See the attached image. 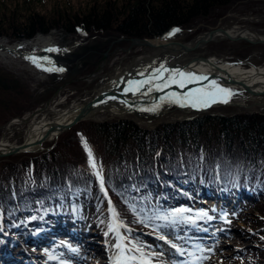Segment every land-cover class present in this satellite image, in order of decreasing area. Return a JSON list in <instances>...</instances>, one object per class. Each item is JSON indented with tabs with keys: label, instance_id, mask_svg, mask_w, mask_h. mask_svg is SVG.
Returning <instances> with one entry per match:
<instances>
[{
	"label": "trees",
	"instance_id": "obj_1",
	"mask_svg": "<svg viewBox=\"0 0 264 264\" xmlns=\"http://www.w3.org/2000/svg\"><path fill=\"white\" fill-rule=\"evenodd\" d=\"M233 1L91 0L78 10L68 6L51 14L26 4L29 7H18L11 15L6 10L0 13V35L27 38L61 27L77 37H87L95 30L137 38L163 37L173 27L193 24L208 17L213 8ZM35 3L37 0L32 2L36 7ZM0 82L4 84L0 86L1 119L18 107L16 98L27 92L23 91L27 86L8 71L0 70ZM7 89L10 92L3 94ZM195 114L151 127L129 119L84 120L47 151L20 160L0 159V208L5 226L22 227V222L36 221L46 213L69 216L73 208L77 217L102 231L109 213L100 184L88 171L85 143L77 136L80 133L88 138L87 148L92 145L93 159L103 171L114 209L132 239H139L135 230L141 227L144 211L161 209L163 197L177 199L186 190L200 188L199 184L216 189L235 185L253 191L250 202L259 209L264 204L257 203L264 199V112L210 110ZM70 135L75 136L74 141ZM145 197L152 200L148 210L141 206ZM256 221L261 228L255 234L246 231L256 241L247 255L264 260V205Z\"/></svg>",
	"mask_w": 264,
	"mask_h": 264
},
{
	"label": "rangeland",
	"instance_id": "obj_2",
	"mask_svg": "<svg viewBox=\"0 0 264 264\" xmlns=\"http://www.w3.org/2000/svg\"><path fill=\"white\" fill-rule=\"evenodd\" d=\"M33 1L34 0H5L4 4L2 5L3 0H0V13L6 10L7 14L11 15L12 12H15L14 10L16 8H22L23 5L26 6V4H30L29 6H32V9L39 13L51 14L53 13L52 10H58V8H67L68 6H71L73 10H78L84 5V3L90 2L91 0H45V2L37 0V3H35L36 7L34 4L32 5ZM64 2L66 5L62 4ZM59 3H61V5H59ZM29 6H26V8ZM174 29L170 31L169 38L175 40L176 42L182 43L195 42L196 39H198L200 36H203L210 30L218 31L217 29H222L224 31L237 30L239 32H247L249 35H234L233 39L215 38L196 48L177 51L176 49L173 50V47L161 48L157 46L153 47L150 45H141L136 43L133 44L131 36H127L116 31L101 32L95 30L90 31V33L88 32L87 37H77L76 34L67 32L61 27H53L48 33H51L57 42L58 40L60 41V43L58 42V47L60 50L67 49L65 53L66 57L64 56V62L66 61L68 73L63 75L62 71L59 73L60 75H58V77L63 78L61 81L59 79L55 80L53 76L54 74H52V72L45 74V72H42L41 70L38 71L31 67L28 64L30 62L26 61L25 59L26 54H28L26 52L22 53L21 55L14 56L9 60L0 55V70L2 72L8 71L13 75V78H15L19 84L27 86V90L23 89V91L27 92H22V94L16 98L18 107H12L10 110L11 112L5 114V116L0 119V137L3 138L5 135L6 143L8 142L9 145H15L11 143L17 142L16 144H18L23 142L27 138V128H29V125L32 123V119L35 118L34 116L43 112L44 114H50L49 117H52V109L50 107H54L53 109H65L67 107L73 106L74 104L87 101V99H89L99 89V87L109 82L110 77L115 72L119 70L122 71L134 64H136V66L134 65L136 68L142 71H154L155 69L161 67V65L170 62L171 58H176L177 55L174 53H178V57H180L182 61L199 56H214L224 61L243 63V66L246 67L249 64L264 66V0H234L228 6L226 5L213 8L211 13L206 18H199L193 24L178 27V29H180L178 32H174ZM7 35L9 34L0 35V43L8 44L16 42L17 40L25 39H15L12 35ZM140 39H148L149 41L154 40L153 37H144ZM258 40L263 41L258 42ZM69 58L70 61H68ZM3 85L4 84L0 82V86ZM209 86L210 84L203 85L201 89L207 88ZM9 92L10 89H7L3 90L2 93L8 94ZM225 95L226 93H217V96L220 98L225 97ZM263 99L264 97L262 96L254 97L248 100L246 103L253 104L259 100L262 101ZM167 103H170L168 98ZM21 107L23 108L20 109ZM239 111L264 112V105L253 104L250 109H244L235 105L212 108V113H229ZM112 112H115V114L112 115ZM191 115L196 114L193 112L184 114L180 110H173V112H168L166 115L161 116L157 122L184 118ZM115 118L129 119L134 121L139 126L145 127H151L155 122H149L146 120L144 121V119L136 118L131 114L125 115L124 113L122 116L117 111L107 110H102L100 113L91 115L86 120L110 122ZM51 119H53V117L50 118V120ZM10 121H14L13 124H10ZM75 125L76 124L71 126L70 129ZM67 131H69V129L61 133L58 139ZM77 136H79V140L81 139V141L84 143H86L88 140L84 133H80ZM69 139L74 141L75 136L70 135ZM53 142L56 143L57 139L53 140L52 142H44L42 144V149L39 151L45 149L49 150L52 147ZM32 154L35 153H15L4 156L3 158L12 157L14 160H20L26 157L28 158L29 155ZM236 192L237 191L234 193L236 194ZM251 195L252 193L250 196ZM145 198H147V200H145ZM145 198L144 203H142L141 206L145 205L144 207H148L152 200L150 197ZM246 198H249V194H246ZM190 202L197 205V200H191ZM257 203H264V199H259ZM243 205L244 206H241L240 208H242L241 212H246L247 210V221L243 220L244 214L238 211L233 215H230V217L234 218V220L229 224H222L220 222L218 223V226H216V228L222 230L221 232L223 233H221V236L219 237V241L216 244L214 253L211 254V259H219L225 263H230V261L234 260L236 261V264H250L241 256V253L247 246L256 243L250 240V237L247 235L246 231L251 229L255 234V231L261 228L258 227L259 224L256 220L258 217H260V207L264 204H262L259 209L252 208L253 205L249 206L247 201L244 202ZM51 217V219L57 218L50 220L52 223H55V220L59 221L60 219H63L58 216L57 213H52ZM186 219V215L179 211L169 212L164 217L155 219L156 221L149 225L151 232L140 237L141 240L146 243L144 248L145 252H158L157 249L159 246H161V243H159L161 236L169 241L179 238V236L176 237L175 232L179 233V231L184 228L183 225L186 223ZM62 221L65 222L63 223L64 225L69 226V223L66 219H63ZM76 223L77 229L88 230L87 233L91 234L93 239H100V236H97L94 232V230L98 228L95 227V229H93L91 224L83 223L81 221H77ZM63 224L59 223L53 228H57ZM120 227V232L123 234L124 239L126 240L127 236H125L123 232L124 230L126 231V227ZM214 233H216V230ZM28 237H30L32 240L35 239L26 232H23V234L20 236L18 235L15 237L17 239L8 238L7 242H2L3 251L6 250L5 246H9L10 250L4 251V253L7 252V254H15L12 253L14 252L11 249L12 244L16 246H22L23 244V247H25L24 252L29 253L28 258L31 257L33 259L32 261L35 262V255L36 253H39V251L42 250V253L45 255L56 254L54 249L58 247V245H63V243H59L58 241L60 238V236L58 237V234L53 237H57L56 243H49L47 246H44V248L39 247V249L37 247L34 248L33 245L26 242L25 238ZM105 237L113 238V234L109 232ZM7 243H9V245H7ZM127 243L129 242L127 241ZM110 244L113 248H115L114 240L113 242L110 241ZM60 251L64 252L63 250ZM108 251H101V253L102 255L106 256L109 253ZM87 259L89 261L91 260L90 262L92 264H102V260H106L104 257L103 259L97 260L93 258V256L89 255ZM260 264H263L262 261H260Z\"/></svg>",
	"mask_w": 264,
	"mask_h": 264
},
{
	"label": "bare ground",
	"instance_id": "obj_3",
	"mask_svg": "<svg viewBox=\"0 0 264 264\" xmlns=\"http://www.w3.org/2000/svg\"><path fill=\"white\" fill-rule=\"evenodd\" d=\"M224 32L221 31H215L212 35V39L215 38H226L228 39L226 36H231L233 38L234 35H247V32H239L237 30H227ZM249 35V34H248ZM209 37L208 34H204L203 36H200L198 39L201 40H205ZM29 40V41H28ZM197 40V39H196ZM209 41V39H208ZM58 42L60 43V41L58 40ZM56 41V39L53 38L51 33L48 34H36L34 37L27 39V40H20V41H16V42H12V43H0V55L4 56L7 60L12 59L14 56L17 55H21L24 52H30V51H26V50H39L42 52V54L44 53L47 58L49 60L51 59H55L54 62L59 61L63 64H66V61L64 62V52H62V49H59V44ZM152 42L159 44L160 42L158 40H153ZM163 44H165V46L167 47H173V50H177L179 51V48H175L177 47L175 44V40L170 39L169 37H164L162 40ZM207 42V41H206ZM204 42V43H206ZM195 42H190L189 46H191L192 44H194ZM203 42L200 43L201 45L204 44ZM180 47V46H179ZM188 47V46H187ZM58 49V51H45L46 49ZM162 48V47H161ZM35 52V51H33ZM32 53V52H31ZM177 55L176 58H171L170 61H172V63H175L176 65H178L179 67L182 68H186V65H184L186 62H190L191 60H181L180 57H178V53H174ZM200 59V58H199ZM61 60V61H60ZM201 60V59H200ZM42 62V61H41ZM47 62V61H44ZM172 63H169L171 67H173V65H171ZM30 64L37 70H40V68L36 67L35 64H33L32 62H30ZM136 66V64H134ZM134 65H131L130 67L124 69V70H119L117 72H115L109 82L105 83L107 84V87H112L114 85H117L118 79H122L121 83L124 85H128V81L130 80H136L135 78V74L141 75L142 72H140V70H138ZM31 66V67H32ZM139 67V66H138ZM165 69H168V66H164ZM169 70V69H168ZM183 72L185 73H195L196 76H206L207 79L206 80H198L196 81V85H194L190 91L194 90V89H201L203 85L206 84H211V81H216V83L221 87H224L226 89H230V90H242V86H238L235 84H242V85H247L249 86L250 89H252L255 93H253L252 96H249L246 92L241 93L239 98H254V97H259L262 96L264 97V66L263 65H255V64H249L247 67L243 66V63L240 62H229V61H224L222 59H219L217 57L214 56H209L207 60H202L199 63H192L190 68L185 69ZM145 73V72H144ZM153 73H148L145 77H143L141 80H146L150 75H152ZM169 72H163V76L168 75ZM225 78H229L232 79L233 82H229L230 84L227 85V83L224 82ZM177 79H183V78H177ZM155 81H159V80H155ZM232 84V85H231ZM173 89L172 91L169 92V95H174L178 92L177 87L178 85L176 83H172ZM237 86V87H236ZM121 88V87H120ZM119 90V88H118ZM258 94V95H257ZM141 98V97H139ZM116 101H118L116 99ZM151 101V99L146 100L145 102ZM103 103H97V105H100ZM123 107H121V109L125 110L126 112L129 113H134L136 116L150 121V120H154L155 117L158 116H164L166 115V113L168 112H173V110H180V111H185L182 108H170V106L167 104V102L163 103L161 106V111L155 112V111H147L145 114H143V116H140L138 114H136L135 111H127L125 109L126 105L121 102L118 101L117 104L115 103V101L111 100L107 103V105H101L97 108L96 113H100L102 112V110L108 109L110 111H115L114 108H112L114 105H119ZM255 104L258 105H263L264 104V100L263 101H258ZM81 105V103L79 104H74L72 107H67L65 109H53L54 107H50L51 110V114L53 119L50 120L49 117L50 114H38L32 121V123L29 125V128H27V138L24 141H33L34 139L38 138L42 133L43 130L45 129V127L47 126V123L49 121L51 122H56V123H64V122H69L71 116L74 114V109H76L77 107H79ZM56 106V105H55ZM110 106V107H109ZM153 106V105H152ZM155 107V106H154ZM123 111H120V115H123L124 113H122ZM54 114V116H53ZM153 117V118H152ZM54 140V138H50L45 140L44 142L47 141H52ZM17 143V142H16ZM16 143H11V144H15ZM33 145H28L26 146L28 150L33 149L32 147ZM10 147V145L8 144V142L6 143L5 138H1L0 137V151H6L7 148ZM11 147H14V145H11ZM56 233H58V230H56ZM80 235H82L81 237H73L74 241H72L74 244L76 245H81L82 247V251H89L92 248L95 249V253L93 254V258L100 260L103 259V255L101 253V248L98 246V242L97 239H93V237L88 236V234H82L79 233ZM85 237H87V239H85ZM250 240L253 242L254 241L253 237H250ZM219 241L218 236H216L214 239L211 240L212 245H215L217 242ZM32 242V240H31ZM18 249V248H17ZM7 251V250H6ZM2 253V251H1ZM7 254V252H5ZM3 253V254H5ZM17 255L19 259L22 260L26 259L22 256V252L20 250L17 251ZM1 255V254H0ZM22 256V257H21ZM14 255H11L9 257H5L7 258V263H13L12 262V258H14ZM91 261V260H90ZM89 260H86V262L92 264ZM27 264H32L29 260L26 259L25 261ZM24 263V264H26ZM96 264V263H95ZM104 264H108L107 262H104Z\"/></svg>",
	"mask_w": 264,
	"mask_h": 264
},
{
	"label": "water",
	"instance_id": "obj_4",
	"mask_svg": "<svg viewBox=\"0 0 264 264\" xmlns=\"http://www.w3.org/2000/svg\"><path fill=\"white\" fill-rule=\"evenodd\" d=\"M217 30L226 33L222 29H217ZM215 31L216 30H210L209 32L206 33V34L209 35V37L207 39H205V40L197 39L195 41V43L192 44L191 46H189L190 42L182 43V42H176L175 41V44L181 50H190V49H193V48H196V47L200 46L201 45L200 43H202V42L203 43L206 42V41L208 42V39H209V41L212 40V35H213V33ZM226 37L228 39H233L231 36H229V37L226 36ZM131 40H132L133 44L136 43V44L150 45V46H153V47L154 46L167 47V46H165V44H163L161 38H154V40H158L160 42L159 44L153 43L152 41H149L148 39L131 38ZM260 41H263V40H258V42H260ZM207 59H208L207 57H203V56L194 57L190 62H186L184 65H186V68H190L192 63L201 62L202 60L205 61ZM168 69H170V70L178 69V70L181 71L182 69H185V68H182V67L174 68V67L168 66ZM164 77H165V80H166V83H167L168 82L167 78L169 77V75H165ZM135 78H136V80L139 81L141 79V75L135 74ZM121 80L122 79H118L117 85H114L112 87H107L106 86L107 84L106 85H102L101 87H99V89L94 93V95L87 102L81 104L79 107H77L76 109L73 110L74 114L71 116L69 122L68 121L64 122V123H56L54 121L53 122H48L47 126L43 130V133L38 138L34 139L33 141H29V142L24 141L21 144H19L17 146H14V147H8L6 151H0V157L12 155V154L19 153V152L26 151V150L28 151V149H26L27 148L26 146H28V145H33L32 146L33 149H30V151H35V150L40 149L41 148V144L45 140L50 139V138H54L56 140L61 133H63L67 129H69L74 124H76V123H78V122H80V121H82L84 119H87L91 115H95V113L97 111V108L99 106L107 105V103L109 101H111V100L115 101L116 104H117L118 101L123 102L126 105L125 109L127 111H135L136 114H138L140 116H143V114H145L147 112V110H141V109H152V108H155L156 109L155 112L159 113L161 111V107H159L157 105V103L160 102V99H162L163 96H166L167 93L169 91H172V89H173V86H172V83H171V84H169L168 87H164L166 89H162L160 91L152 89L151 91H149V85L146 84L143 88L140 89L139 92H137L135 95H133L132 92H125V89L128 87V85H125V84L123 85L121 83L122 82ZM225 80H226L227 83L233 82V80L229 79V78L225 79ZM154 83H161L162 84V81L161 80L154 81ZM194 84L195 83L185 84L184 88L182 87V90L183 89L186 90V88H189V87L193 86ZM235 85H238L240 87L242 86V88H243L242 90L246 91L249 96H252L253 93H255L252 89L249 88V86H247L245 84L244 85L235 84ZM118 88H119V90H118ZM144 88L145 89L147 88L146 89V93H144V95H142V91L144 90ZM179 91H181V89H179ZM113 97H115V98H113ZM139 97H141V98H139ZM116 99L118 101H116ZM148 99H151V101L145 102ZM246 99L247 98H245L243 100L232 101V102H227V103H224L222 101H217L215 103H212L211 106H209V107H213V106H216V105H235L237 107H241V108H244V109H250L251 106L253 104H255V103L247 104L245 102ZM97 103H103V104L97 105ZM156 105L158 107H156ZM255 105H258V104H255ZM113 107H115L116 109H118L120 111H123L122 113L126 112L125 110L121 109V107H123L122 104H121V106L119 104L118 106L114 105ZM209 107L193 109V108L188 107V106H184V107L179 106V107H175V108H182V109L185 110L183 112L187 113L191 109H193V110H206Z\"/></svg>",
	"mask_w": 264,
	"mask_h": 264
},
{
	"label": "snow or ice",
	"instance_id": "obj_5",
	"mask_svg": "<svg viewBox=\"0 0 264 264\" xmlns=\"http://www.w3.org/2000/svg\"><path fill=\"white\" fill-rule=\"evenodd\" d=\"M174 32L180 31V29H174ZM45 51H58V49H46ZM27 59H30L33 64L36 65L38 68H43V64L41 61H47L48 63H51V61L47 57H27ZM45 71H50L53 69L44 68ZM56 71H63V69H55ZM163 72H169V77L167 78V83H154L155 80H165V77L163 76ZM143 75V73H141ZM177 78H183V79H177ZM206 76H196L194 73H185L181 72L180 70H168L165 69L163 65H161L160 68L155 69L154 73L148 77L146 80L142 81H135L130 80L128 81V87L125 89V92H132L133 95H135L137 92L140 91L141 88H143L146 84L152 85V87L160 91L164 87H168L171 83H176L180 87H184L185 84L193 83L198 80H206ZM152 88L149 89L151 91ZM217 93H226L228 96H231L233 93H231L230 89L221 88L216 81H211V84L207 88L203 89H194L192 90L188 95L176 97L173 99L172 96L168 97L169 102H176L179 103L181 107L184 106H191L193 108H200V107H209L212 103L217 102ZM115 98V97H113ZM224 103H227V98L223 99ZM158 107V106H157ZM141 110H147V111H155V108L152 109H141ZM85 148L87 149V144L85 143ZM89 157H91V150L88 149ZM91 162V160H90ZM93 167H95V164L93 163ZM99 175V173H97ZM101 185L103 186V179L101 177ZM113 214V220L116 221L117 214L115 212V209H110ZM179 212L186 211L185 209L178 210ZM201 215H206V213H201ZM122 226L120 223H114L113 225L109 226L110 231H116L118 234L119 227ZM161 239H164L163 236L160 237ZM118 239L121 241V243L116 244V248L120 249V253L115 257V264H130L132 261H137L139 259L140 264H149V262L144 257V254L141 252V249L139 247H135L133 249H128V251H135L141 253L140 257L138 258L135 255L127 256L125 255V246L123 245V237H120L118 234ZM264 239V237H262ZM173 247H176V245H172ZM183 254V253H181Z\"/></svg>",
	"mask_w": 264,
	"mask_h": 264
}]
</instances>
